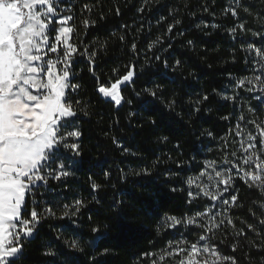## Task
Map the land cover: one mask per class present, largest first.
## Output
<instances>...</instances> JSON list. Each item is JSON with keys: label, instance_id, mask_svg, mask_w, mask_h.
<instances>
[{"label": "trees", "instance_id": "trees-1", "mask_svg": "<svg viewBox=\"0 0 264 264\" xmlns=\"http://www.w3.org/2000/svg\"><path fill=\"white\" fill-rule=\"evenodd\" d=\"M71 116L6 264H264V0H56ZM131 75L117 106L98 91Z\"/></svg>", "mask_w": 264, "mask_h": 264}, {"label": "rangeland", "instance_id": "rangeland-1", "mask_svg": "<svg viewBox=\"0 0 264 264\" xmlns=\"http://www.w3.org/2000/svg\"><path fill=\"white\" fill-rule=\"evenodd\" d=\"M56 0H0V264L20 252L26 224L16 225L35 171L55 146L60 123L71 116L64 104L70 45L68 19ZM20 171L19 180L2 172Z\"/></svg>", "mask_w": 264, "mask_h": 264}, {"label": "water", "instance_id": "water-1", "mask_svg": "<svg viewBox=\"0 0 264 264\" xmlns=\"http://www.w3.org/2000/svg\"><path fill=\"white\" fill-rule=\"evenodd\" d=\"M132 78L131 75H128L127 77L121 79L114 85H112L109 89H100L98 91L100 97L105 101H111L115 103L117 106L121 105L122 103V96H121V90L131 82ZM15 136L13 135H6L3 137H0V144L6 141L7 139H13ZM2 172L7 175H18L20 173L19 170L10 167V166H4L2 168ZM20 238L23 240L31 241L33 239V233L30 231L24 230L20 233Z\"/></svg>", "mask_w": 264, "mask_h": 264}, {"label": "built area", "instance_id": "built-area-1", "mask_svg": "<svg viewBox=\"0 0 264 264\" xmlns=\"http://www.w3.org/2000/svg\"><path fill=\"white\" fill-rule=\"evenodd\" d=\"M18 180H19V178H18L17 176H13V177H12V181L16 182V181H18Z\"/></svg>", "mask_w": 264, "mask_h": 264}, {"label": "crops", "instance_id": "crops-1", "mask_svg": "<svg viewBox=\"0 0 264 264\" xmlns=\"http://www.w3.org/2000/svg\"><path fill=\"white\" fill-rule=\"evenodd\" d=\"M19 177V176H18ZM12 178V177H11Z\"/></svg>", "mask_w": 264, "mask_h": 264}]
</instances>
